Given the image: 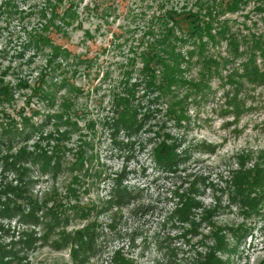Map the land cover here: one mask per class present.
<instances>
[{"label":"rangeland","instance_id":"rangeland-1","mask_svg":"<svg viewBox=\"0 0 264 264\" xmlns=\"http://www.w3.org/2000/svg\"><path fill=\"white\" fill-rule=\"evenodd\" d=\"M203 2L62 0L56 14L73 24L65 28L67 34H64L60 29H54L48 21L56 0H0V80L11 88L13 95V100L5 104L1 112L19 119L18 112L21 110L26 116L35 111L32 120L35 124L50 118L51 124L44 127L43 132L55 133L57 129L66 134V140H69L65 146L68 159L74 158V152L80 147L88 153V142L92 143L93 154L103 167H97L96 160L92 166L105 170L107 176L93 183L87 193L80 192V205L99 204L105 200L111 188L110 178L124 171V180H127L124 184L131 190H137L140 202L148 207L146 213L123 210L117 216L113 229L108 227L105 216H99L96 229L100 235L97 241L99 246L96 252L91 253L94 257L85 264H111L113 254L120 248V253L132 258L136 264H200L211 247H215L214 253L225 264H264V203L258 208V214L253 210L242 209V212L238 202L241 196L231 186L233 174L228 167L239 152L264 150V86L253 89L244 83V87L236 93L234 87L222 85V79L213 77L206 97H190L186 102L176 100L179 101L178 105L172 103L176 116L181 117L179 123L167 112L169 101H159L156 106L148 103L151 97L142 100V103H146L142 106L158 109L154 120L148 125L163 126L177 139L181 143L177 152L189 150L186 154L188 159L179 168L182 172L180 175L206 177L208 182L215 184L214 189L200 188L197 195L206 209L212 208L216 204L215 197H219L221 209L213 214V224L236 226L243 221L246 224L244 229L249 226L252 229L241 243L233 237V233L225 232L224 242L233 248L231 252L226 247L224 251L218 248L219 231L203 218L202 209L193 211L190 218L196 224L191 228L186 221L180 222L178 215L173 214L175 202L172 200V190L180 179L157 167L153 161L151 150L156 141L148 142L145 134L142 135L145 150H140L138 145L132 150L124 149V143H121L126 142L125 137L121 134L112 143L104 128L105 123L113 118L114 95L120 92L119 84L133 66L129 62L134 63V55L140 54L141 42L147 39L146 32L159 28L165 10L196 12L204 8L201 5ZM68 3H73L70 13H66ZM15 6L23 14L8 13L9 10L13 12ZM224 18L233 22L230 34L245 38L246 43L240 41L241 48L248 46L251 38H264V13L255 11L253 3L237 14ZM57 22L58 26L64 27V24ZM48 27L49 31H45ZM35 34L48 37L52 46L36 48L29 45L33 40L30 36L34 37ZM207 46L210 47V54L219 55L227 61L233 59L228 54L226 41L221 40L216 47ZM52 47L66 54L57 59ZM191 48L189 40L181 46L183 53ZM243 61V58L235 59V65H228L227 70ZM194 62L185 74L189 81L199 77L200 66ZM257 65L264 69L263 60L258 59ZM139 69L140 63H137L131 83L137 81L138 95L141 96L144 85L139 82ZM226 75L223 71L222 77ZM50 84H57L58 89L52 106L40 96L41 90L45 91ZM237 98L240 100L239 108L226 103ZM202 144L215 146V152L208 153L201 147ZM235 161L233 166L237 168ZM6 178L14 183V176L7 174ZM40 180L33 192L39 198L50 186L45 178ZM67 183L66 175L60 176L57 180L60 192H64ZM188 186L184 185V188ZM230 197H234L235 201L231 202ZM95 216L94 211L90 217ZM0 223L3 225L0 245L11 252L12 264H75L70 249L55 251L43 241L41 228L18 224L16 219L6 222L1 217ZM86 223L73 222L74 225L68 230L81 228ZM31 230L35 231L39 241L35 248L29 249L19 240H24L23 234Z\"/></svg>","mask_w":264,"mask_h":264},{"label":"trees","instance_id":"trees-1","mask_svg":"<svg viewBox=\"0 0 264 264\" xmlns=\"http://www.w3.org/2000/svg\"><path fill=\"white\" fill-rule=\"evenodd\" d=\"M61 2L62 0H56V4L53 7L51 5L53 13L48 21L54 29H60L67 34L65 28L73 24L64 17L57 16L56 10ZM8 3L10 4L11 1ZM250 3L254 4L255 11L264 13V0H204L201 3L204 8H199L196 12L165 10L160 19L159 28L146 32L147 39L141 42L140 54L134 55V63L129 62L133 66L123 76L119 84L120 92L114 95L113 118L104 126L112 143H115L116 138L121 134L125 137L126 142L121 143H124V149L132 150L138 145L140 150H145L142 139V135L145 134L148 142L156 141L151 150L153 161L157 167L180 179L179 183L174 184L172 190V200L175 202L173 214L178 215L180 222L186 221L191 228L196 224L190 218L193 216V211L202 209L203 218L205 217L208 224L212 225L217 232L219 231L217 233L220 240L218 248L224 251L226 247L228 252H231L233 248L224 242L226 231L233 233V237L241 243L252 229L250 226L244 229L246 224L243 221L236 226L213 224V214L221 209L219 197H215L216 204L212 208L206 209L197 195L200 188L214 189L215 184L208 182L206 177L189 178L188 175H180L182 172L179 168L188 159L186 154L189 150L177 152L178 147L181 146L177 139L163 126L148 125L154 120L158 109L151 110L148 106L144 107L146 103H142V100L144 97H151L148 103L156 106L159 101H169L167 112L179 123L181 117L176 116L172 103L175 102L178 105L179 101L186 102L190 97L200 99L206 97L211 89L209 83L213 77L222 79V85L234 87L236 93L244 87V83L253 89L264 86V69L257 65L258 59L264 61V38H251L250 44L241 48L240 41L243 40L246 43L245 38L242 39V35L236 38L235 35L230 34L233 22L224 18L227 15L237 14ZM67 6L66 13H70L73 3H68ZM17 12L23 14L17 6L13 7V12L8 11L11 14ZM221 18L224 19L221 20ZM56 20H58L57 23L64 24V27L58 26ZM45 31H49V27ZM30 38L33 40L29 42V45L32 44L36 48L42 47L41 45L52 46L48 37L35 34ZM187 40L192 43V48L183 53L181 46ZM221 40L226 41L230 59L233 58L230 61L222 59L219 55L210 54V47L207 45L216 47ZM53 49V55H56L57 59L66 54V52L61 53L58 48ZM239 58H243L244 61L237 67L227 70L228 65L234 66V60ZM193 60L195 65L200 66V72L197 79L189 81L185 74ZM137 63H140V69L137 71L140 77L139 82L144 85L141 96L138 95L137 81L131 83L136 73ZM223 71L227 73L225 77H222ZM56 85L50 84L48 89L41 90V99H44L49 106H52L56 99L58 90ZM12 100L11 88L0 80V217L6 222L16 219L18 224L41 228L42 239L49 247L55 251L70 249L75 264H85L94 257L91 253L96 252V247L99 246L97 241L100 235L96 231L99 216H105L109 222L108 227L113 229L117 216L123 210L130 213H146L148 207L140 202L137 190H131L127 184H124L127 181L124 180L126 178L124 171L116 174L115 178H110L111 188L105 200L100 201L99 204L80 205L78 202L80 192L87 193L93 183L107 176L105 170L92 166L96 160L97 167H103L98 157L93 154L92 143L88 142L87 147L90 146L88 153L83 152L80 147L74 152V158L68 159L65 153L67 150L65 146L69 142L66 140V134L57 129L55 133L43 132L44 127L51 124L50 118H44L40 124H35L32 122L36 115L35 111L26 116L21 110L18 112L19 119L1 112L4 105ZM239 101L237 98L226 103L231 107L239 108ZM54 125H56L55 122ZM152 134L153 138L150 137ZM30 142L31 146H29ZM201 147L208 153H213L216 149L215 146L205 144ZM256 155L258 156L255 159ZM233 160H236L237 168H234ZM228 167L233 174L231 186L241 196L238 201L239 209L253 210L258 214V208H261V204L264 203V150L239 152L232 158L231 165ZM7 174L14 176L15 184L13 180H7ZM62 175L68 178L64 192H60L57 185V180ZM42 178L48 180L50 186L39 198L33 192L35 185ZM191 179L193 180L190 181ZM184 185L189 186L184 188ZM230 201H235V198L230 197ZM70 203L74 204L70 205ZM94 211L96 216L90 217ZM76 221H87V223L81 228L68 230ZM2 227L0 223V230ZM23 238L25 239L19 241L29 249L35 248L39 241L35 237L34 230L24 233ZM214 249L215 247H211L208 256L200 264H225L214 253ZM121 251L122 248L113 254L111 264H136L132 258L122 255ZM12 258L11 252L0 245V264H12Z\"/></svg>","mask_w":264,"mask_h":264}]
</instances>
